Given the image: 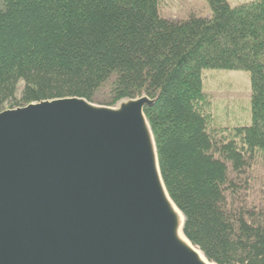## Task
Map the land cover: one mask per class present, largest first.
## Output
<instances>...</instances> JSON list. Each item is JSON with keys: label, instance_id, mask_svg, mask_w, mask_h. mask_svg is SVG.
<instances>
[{"label": "trees", "instance_id": "16d2710c", "mask_svg": "<svg viewBox=\"0 0 264 264\" xmlns=\"http://www.w3.org/2000/svg\"><path fill=\"white\" fill-rule=\"evenodd\" d=\"M205 1L207 16L172 20L158 0H0V112L147 97L160 176L186 239L214 264H264L255 198L264 186V0ZM205 70L248 74L249 124L211 128Z\"/></svg>", "mask_w": 264, "mask_h": 264}, {"label": "water", "instance_id": "95a60500", "mask_svg": "<svg viewBox=\"0 0 264 264\" xmlns=\"http://www.w3.org/2000/svg\"><path fill=\"white\" fill-rule=\"evenodd\" d=\"M152 104L63 98L0 112V264H214L164 188Z\"/></svg>", "mask_w": 264, "mask_h": 264}, {"label": "rangeland", "instance_id": "374dc122", "mask_svg": "<svg viewBox=\"0 0 264 264\" xmlns=\"http://www.w3.org/2000/svg\"><path fill=\"white\" fill-rule=\"evenodd\" d=\"M226 1L235 6L250 0ZM158 12L164 18L183 20L194 13L205 17L209 7L205 0H158ZM249 84L248 74L242 71L205 70L202 73V91L208 102L206 114L211 128L225 131L249 124ZM259 161L264 165V155ZM258 173H262V170ZM255 188L260 190L258 194L255 193V198L261 199L260 203L264 205V186L257 182Z\"/></svg>", "mask_w": 264, "mask_h": 264}, {"label": "bare ground", "instance_id": "6f19581e", "mask_svg": "<svg viewBox=\"0 0 264 264\" xmlns=\"http://www.w3.org/2000/svg\"><path fill=\"white\" fill-rule=\"evenodd\" d=\"M178 215H179V213H178ZM180 237L182 238V240H184L185 241V239H184V237L180 234Z\"/></svg>", "mask_w": 264, "mask_h": 264}]
</instances>
